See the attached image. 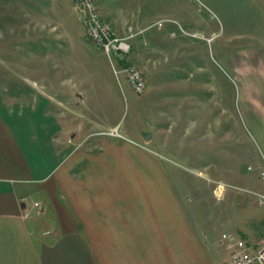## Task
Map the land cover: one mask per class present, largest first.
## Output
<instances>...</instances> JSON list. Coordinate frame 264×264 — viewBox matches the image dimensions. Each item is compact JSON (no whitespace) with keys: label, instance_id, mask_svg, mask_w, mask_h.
Here are the masks:
<instances>
[{"label":"crops","instance_id":"crops-1","mask_svg":"<svg viewBox=\"0 0 264 264\" xmlns=\"http://www.w3.org/2000/svg\"><path fill=\"white\" fill-rule=\"evenodd\" d=\"M95 3L120 36L143 38L147 28L158 29L161 21L147 24L127 12L113 14L109 0ZM234 54L220 66L234 78L243 123L256 145L254 158L245 161L264 167V91L250 95L241 90ZM106 63L101 62L105 70ZM2 79L0 264H221L226 257L218 243L221 232L247 239L264 233L252 236L233 222L224 223L231 228L220 229L213 238L214 229L207 233L195 224L171 176L159 169L154 154L143 150L149 145L167 148L159 128L120 131L111 76L90 75L81 85L62 79L60 96L26 83L14 97ZM111 129L120 136L103 137ZM140 164L153 172H141ZM34 201L41 206L37 214L29 210ZM45 230L49 232L43 234Z\"/></svg>","mask_w":264,"mask_h":264},{"label":"rangeland","instance_id":"rangeland-1","mask_svg":"<svg viewBox=\"0 0 264 264\" xmlns=\"http://www.w3.org/2000/svg\"><path fill=\"white\" fill-rule=\"evenodd\" d=\"M109 1L113 14L127 12L147 24L161 19L158 29L150 26L143 38L127 39L126 62L141 71V93H134L121 73H112L105 54L86 37L70 0H0V80H7L14 97L26 83L60 96L62 79L81 85L90 75L111 76L120 131L159 128L167 148L143 150L171 176L195 224L207 233L214 229L213 238L231 228L224 223H240L252 236L264 232V204L243 192L264 194L257 175L261 167L245 161L254 158L256 145L243 123L234 78L220 66L235 53L237 85L250 95L264 91V0ZM112 64L117 67L115 60ZM139 166L141 172H153L148 164Z\"/></svg>","mask_w":264,"mask_h":264},{"label":"built area","instance_id":"built-area-1","mask_svg":"<svg viewBox=\"0 0 264 264\" xmlns=\"http://www.w3.org/2000/svg\"><path fill=\"white\" fill-rule=\"evenodd\" d=\"M74 11L82 17L85 35L107 57L112 73L118 76L121 73L129 83L131 90L139 94L145 87L141 71L129 62L126 56L130 50L127 39L131 34L117 35L111 23L99 15L95 0H70ZM157 26L161 21L156 22ZM117 62V67L112 63ZM109 135L120 136L115 129L105 132ZM257 175L264 181V167L257 170ZM243 192L253 196L258 204H264V194L244 189ZM41 209L38 202H31L30 211L37 214ZM26 216V213L25 215ZM45 230L43 234H47ZM218 243L226 252V257L221 264H264V233L254 239H247L230 232H221Z\"/></svg>","mask_w":264,"mask_h":264}]
</instances>
